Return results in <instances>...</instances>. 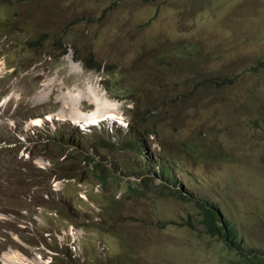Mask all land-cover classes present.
<instances>
[{
  "label": "rangeland",
  "instance_id": "1",
  "mask_svg": "<svg viewBox=\"0 0 264 264\" xmlns=\"http://www.w3.org/2000/svg\"><path fill=\"white\" fill-rule=\"evenodd\" d=\"M101 69L99 86L113 99L112 88L122 92L125 121L85 134L94 160L81 162L76 178L94 189L110 172L101 190L87 191L98 209L81 201L82 188L78 199L68 191L55 197L59 218L43 211L32 229L34 198L30 207L24 201L46 186H19L21 202L0 203V252L12 246L32 257L46 232L69 221L66 198L85 214L75 226L90 230L80 259L64 245L70 264H243L239 250L205 232L197 202L218 207L243 253L264 254V0H0V102L11 99L0 135L7 122L41 118L25 133L35 159L72 168L51 157L71 146L58 148L52 133L68 129L78 142V128L44 115ZM47 83L45 103L34 108L32 96ZM6 167L30 184L39 171L35 160L18 156L16 165L5 152L0 175Z\"/></svg>",
  "mask_w": 264,
  "mask_h": 264
},
{
  "label": "clouds",
  "instance_id": "2",
  "mask_svg": "<svg viewBox=\"0 0 264 264\" xmlns=\"http://www.w3.org/2000/svg\"><path fill=\"white\" fill-rule=\"evenodd\" d=\"M70 60V66L77 68L80 67L79 61L74 60L70 56H67V61ZM72 61L75 63L72 64ZM98 73V76L102 74L104 78L98 80L93 79L90 84H87L82 90L88 91V87H92L97 95L103 100L107 101L108 103L114 104L115 109V117L108 118L104 121H109L110 123H118L121 125V127H124V121L123 114L121 113V109L125 104V101L122 99L123 97L117 96V98L113 99V97L110 96L108 87L105 86V83L102 85V87L99 86L98 81L102 82L103 79L106 80L105 77V70L101 69L96 72H92V74ZM52 88V84L47 83L46 88L39 91L38 93H35L32 96L31 102L33 103V107H37L35 105L43 104L44 101H37L36 96L40 94V92L47 91L49 88ZM110 89V88H109ZM53 90V89H52ZM78 90L76 89L72 92L77 93ZM71 90H66L63 93L70 92ZM61 93V94H63ZM52 95H49V97ZM8 100V101H7ZM11 99L9 97L3 99L2 102H0V119L4 117L5 115L2 113L1 108L6 107ZM5 101H7L5 103ZM59 103H61V107L57 110H52L49 112V114L44 115V117L48 120V122L57 123L59 121L64 120H73V125L78 128V142H74V136L69 132L68 129L65 128H54V132L52 133V136L57 135L56 139H53L55 142V145L59 148H66V145H71L69 149L64 152L60 157H53V159H56L58 161H61L62 163H65L67 159H70V162L73 164L72 168H65V169H59L60 167H57L56 164L51 163L50 158L48 157H40L38 159H35L34 155L35 153V147L36 142H31V146L26 141V134L31 129L32 133H35L36 130H38V127H35V125H40L42 123L41 118L36 117H26L24 122H7L4 128L3 133L0 135V154L2 153H8L12 156V162L17 165V158L19 156L20 160H24L26 163L29 164V160H35V163L37 167L39 168V171L35 173L36 176H30L33 179V183H28V177L27 175L17 173L18 170H15L10 172V168L6 167L7 173L2 174L5 176V179L2 181L3 176L0 175V203L5 202L6 200L12 201V202H21L19 199V186H22L25 189H30L34 186H40L44 185L46 188L39 192V190L36 191V193L30 198L29 201H24L25 206L30 207V201L32 198H34V201H32V207H36V211L34 215L31 218L30 226L32 229H35L34 225L37 222V217L40 213H43V211L50 216H57L59 218V213L57 209H54V202L55 197H58L60 195H65L66 192L71 191L73 193H76L75 198L78 199L77 192L81 190L82 192L80 197L82 198L81 201L83 203L88 204L90 207H92L93 212L98 209V206L95 205L90 196L88 199L87 191L89 192H96L98 189H102V186L105 185L108 181L106 180L103 185L101 184V177L103 175L109 174V169L107 168V171L103 174H99L98 177L99 183L98 185L94 186V189L92 187H88L86 182L83 179H77L76 177L79 176V173L81 172V162L82 165L87 163L89 160H94L93 156L88 155L89 153L86 152L87 147L84 144L85 138L87 133H93V129L102 128L100 125L101 122L94 123V125L89 127H84L82 125L83 122L74 120V116L71 117L70 115L73 114V104L69 103L68 101H63L60 98L57 100ZM80 109L84 112L90 111L95 108L96 103L90 101L89 99H86L82 97L80 99ZM82 103H87L90 107H83ZM127 108L132 109V106H129V104H126ZM61 109L64 110L65 116H61ZM49 111V110H48ZM46 111V112H48ZM38 117V116H37ZM36 118V119H32ZM37 120H40V122H36ZM35 128V129H34ZM50 140V139H49ZM29 141V139H28ZM59 142V145H58ZM141 145V144H140ZM90 147V146H89ZM32 151L34 152V155L32 154ZM77 153V155H76ZM84 158L82 161L81 158ZM97 166L94 165L92 167L93 173ZM83 171V170H82ZM39 172L42 173L39 175ZM160 172V170H159ZM95 174V173H94ZM114 176V175H113ZM162 180V179H161ZM146 182V180H145ZM163 184L166 185L165 181H163ZM174 182V181H172ZM69 183H74V186H69ZM134 183V182H133ZM132 183V184H133ZM175 183V182H174ZM88 190H87V188ZM63 205L65 206L66 215L65 218H67L69 221H66L64 218L62 219V224L58 228V230H55L54 232H46L45 237L42 241H39V243L36 245V249L34 251V255L32 257L24 254L23 252H20L16 249H14L12 246H9L7 249L0 252V262L2 264H70L68 261H70L69 258L66 257V255L63 252L64 245H66L71 257L73 259H80V257L83 254V247L82 243L86 239L87 236V228L85 229L82 225L75 226V221L82 220L85 218V214L82 213H76L77 210L76 207H73L71 205L70 200L63 199L61 201ZM23 206V205H22ZM48 207V208H46ZM71 214V215H70ZM63 217V215L61 216ZM72 221V222H70ZM47 228V227H46ZM58 231V232H56ZM65 237H67V241H65ZM17 241H20L18 236L15 237ZM55 244V246H53ZM5 254H10V257L6 260H4Z\"/></svg>",
  "mask_w": 264,
  "mask_h": 264
},
{
  "label": "trees",
  "instance_id": "3",
  "mask_svg": "<svg viewBox=\"0 0 264 264\" xmlns=\"http://www.w3.org/2000/svg\"><path fill=\"white\" fill-rule=\"evenodd\" d=\"M177 57H179V54H177ZM95 65H101V64H95ZM90 66V67H88ZM88 68H94L93 65H88ZM200 83V80L196 82V84ZM114 94L116 96H120V90L117 88H112ZM140 116L143 118L142 113H140ZM138 141H141V138L137 137ZM180 197L183 200H188L189 198L180 192ZM197 206L199 208V213L201 216V222L204 225L205 232L211 236L219 237L223 239L225 244L232 248H236V250H239V254L243 258V264H264V254L261 255L259 252L254 251H247L243 253L241 250L240 240H236V233L234 230L229 226L228 222L223 219L218 207L213 204H206L202 202H197Z\"/></svg>",
  "mask_w": 264,
  "mask_h": 264
},
{
  "label": "bare ground",
  "instance_id": "4",
  "mask_svg": "<svg viewBox=\"0 0 264 264\" xmlns=\"http://www.w3.org/2000/svg\"><path fill=\"white\" fill-rule=\"evenodd\" d=\"M79 89V88H78ZM81 89V88H80ZM43 93V94H41ZM48 93V92H47ZM41 96L37 99V101H44L45 100V92H40ZM64 93L62 94V99ZM69 96L72 101H69V103L73 104V114L71 117L74 116V120H78L83 122L82 125L84 127H89L94 125V123L104 121L108 118L115 117V109H114V104L108 103L107 101H103L95 92V90L92 87H88V91L85 90H78L77 93L74 92H67L65 93V99L66 97ZM84 97L86 99H89L90 101L96 103V106L94 109L84 112L80 109V99ZM48 98V97H46ZM69 98V99H70ZM75 108V109H74ZM64 110L61 109V116H63ZM65 115V114H64ZM40 122V120L36 121ZM10 257V254H5L4 260L8 259Z\"/></svg>",
  "mask_w": 264,
  "mask_h": 264
},
{
  "label": "built area",
  "instance_id": "5",
  "mask_svg": "<svg viewBox=\"0 0 264 264\" xmlns=\"http://www.w3.org/2000/svg\"><path fill=\"white\" fill-rule=\"evenodd\" d=\"M71 59H69V61H70ZM72 64H74L75 65V63L72 61ZM98 73H100V72H97L96 74H95V78H96V76H98ZM102 78H104L103 76H102V74H100V76H98V80H100V79H102ZM88 84H90V83H88Z\"/></svg>",
  "mask_w": 264,
  "mask_h": 264
}]
</instances>
